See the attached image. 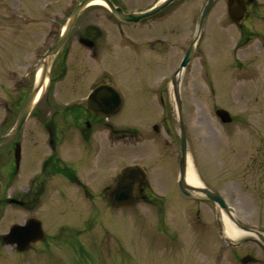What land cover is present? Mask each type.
<instances>
[{
    "label": "rangeland",
    "instance_id": "374dc122",
    "mask_svg": "<svg viewBox=\"0 0 264 264\" xmlns=\"http://www.w3.org/2000/svg\"><path fill=\"white\" fill-rule=\"evenodd\" d=\"M123 1L129 8H143L156 0ZM193 1L189 5L194 6L188 9L203 2ZM256 1L264 4V0ZM75 2L0 0V133L11 127L35 81L39 59L53 42V33L48 34V30H61L58 23H64ZM181 6L178 3L173 8L165 26L156 24L160 26L157 33L144 30L140 35L128 33L129 38L120 39L113 32L109 35L112 47L99 60H88L83 53L66 60L69 74L78 77L70 83H55L47 93L50 100L61 104L58 107L40 102L25 122L29 143L38 139L35 148H40L42 134L37 130L36 117L62 116L63 104L82 100L93 81L113 82L128 102L109 120L129 132L138 130L139 139H145V144H131L133 140L129 138L131 141L125 139L127 144L124 142L122 149L110 150L107 145L111 155L104 173L112 183L114 172L122 163L141 160L150 172L152 188L147 191L151 196L163 198L162 212L145 203L114 210L103 202L96 205L81 200L76 189L65 187L61 195L54 196V214L44 211L48 233H59L56 245L59 248L32 249L23 255L0 240V264H240L234 253H250L255 258L248 264H264V247L252 234L230 239L239 243L236 246L220 237L215 215L218 211L221 222L222 211L215 202L185 201L175 194L174 159L181 155L174 111L177 107L158 103L151 89L163 84L162 79L166 83L172 81L174 86V75L182 58L181 46L194 33L191 25L181 24ZM227 8V0L216 2L211 27L202 29V53L181 74L179 95L187 153L193 156L194 167L205 184L233 206L236 219L264 231V12L259 18L249 17L243 28H238L227 20ZM106 13L93 8L80 21H93L104 28ZM54 16L58 20L55 25ZM241 38H247V42L237 45ZM70 84V92H64V87ZM170 98L167 96L168 101ZM218 107L227 109L233 121L221 122L215 114ZM153 124L160 127L158 131L153 130ZM71 133L78 138L76 130ZM41 153L36 158L37 165L45 154ZM94 174L80 172L87 180ZM21 175L13 179V186L19 187ZM5 180L6 176L0 172V181ZM92 191L98 192L94 188ZM3 195L1 186L0 199ZM1 207L0 234H3L10 224L23 221L25 213L16 207ZM86 236L90 238V248L84 252L64 248L68 238L73 237L74 243H79Z\"/></svg>",
    "mask_w": 264,
    "mask_h": 264
},
{
    "label": "flooded vegetation",
    "instance_id": "af4514ba",
    "mask_svg": "<svg viewBox=\"0 0 264 264\" xmlns=\"http://www.w3.org/2000/svg\"><path fill=\"white\" fill-rule=\"evenodd\" d=\"M79 1L80 0H76L74 6L67 14V17ZM111 1L117 7H121L125 12L143 11L161 2V0H156L147 7L129 8L128 3L124 2L123 0ZM217 1L218 0H213L208 8L204 11L208 0H203L199 7L192 9L188 8L194 6L189 5L193 4V0H173L157 10L155 13L135 22L121 20L111 11L107 5H87L79 14L74 25L72 26L64 47L54 57L48 72V82L46 83V86L31 114L35 111L36 106H38L40 102L44 101L48 106H58L57 104H61V101H56L53 99L50 100L47 93H49V89L53 87L55 83H70L73 80L75 81L78 77V74H69V70L65 66L66 60L72 58L76 59V57L80 56L81 53H83V55L88 60H99L103 53L110 50L112 47V43L109 42V35H113V32H116V34L120 36V39L127 37L126 35H128V33L133 35L136 33V35H140L141 32L144 33V30H153L154 33H157V31H160V26H156V24H161L162 27L165 26L170 21L168 19L171 17L173 8L177 6L178 3L182 4L181 8L183 7L181 10V14L183 16L181 24L185 26L188 24L194 28V33L190 40L181 46V49L183 50L182 58L187 54L189 47L192 46L190 60H193L194 57L201 55L202 53V31L200 32V36L195 39L196 31L197 29L201 28L202 30L203 28L209 27L211 25L212 16ZM97 7L107 12L106 25L104 28L93 21H80L88 10ZM261 12H264V4H260L256 0H246V10L242 19L240 20V24L237 27L243 28L246 20L249 17H261ZM56 18L54 16L52 20V24L54 25L56 22L58 23ZM66 20L64 23L59 21L58 24L60 26L58 28L62 29L66 23ZM227 20L231 22L229 15L227 16ZM60 32L61 30L59 32H55L54 29L48 30V34L53 33V42L51 45L58 39ZM241 40L242 41L238 42L237 45L239 43L247 42V38H241ZM238 49L239 48L237 47V50ZM158 50L160 52L162 48H159ZM78 51H80V54L77 53ZM72 77L75 78L71 79ZM104 83L113 85L121 97L120 108L114 113L117 114L122 109L125 101L128 102V99L124 97L117 85L108 79L93 81L89 85V89L82 100H72L63 104L62 116L53 117L50 115H41L36 117L37 124L39 125L37 130H40L42 134V146L40 148H35L38 144V139H36L34 143H29L28 134L25 132V123L14 137L0 145V161H2L0 172H3L6 176L5 182L0 181V188L2 186L5 192V195H3V197L0 199V210L2 205L16 207L18 210L25 213V217L23 218V221L15 223L25 224L29 218H35L41 221V226L44 232V236L42 238L37 240H29L23 245L22 248L24 249L19 250L23 255H27L32 249L40 251L43 250V248H59L56 246L59 245V233H48L45 222V217L47 215L44 213V211H46V213L48 212V214H54L55 208L53 205L56 204V199L54 196L57 198L59 194L61 195V189L65 187L73 188L74 190L76 189L79 194V199L84 201L87 200L88 202L96 205L98 204V201L103 202L104 204H109L105 191L115 184L116 174L126 164L140 165L146 174L145 178H147V180L135 182L133 186L135 201L132 207L136 206L137 204L145 203L151 205L152 208H156L158 212H162L161 201L163 198L155 195L151 196L147 191L152 188L151 183L149 182L150 172L146 168L145 164L141 162V160L122 163L117 171L114 172L112 183H109L107 180L108 178L104 173V169L106 167L108 157L111 155V152L108 153L107 145L111 147L110 150L118 148L122 149L124 142L127 144V142L124 141L125 139L129 140V138H131L133 140L131 144H136L137 142L145 144V139H139L140 134L138 133V130L135 132H129V130L123 126H115L113 122L109 120V118L114 114L105 115L101 113L103 105L107 104L105 100L101 99L104 97V95H102L103 93L101 92L98 95H94V97L91 96V94L94 92L95 88ZM162 83L163 84H160L158 88L151 89L152 96H154V100L157 98L158 103L162 104L164 107L171 106V98L169 101L167 100V96L170 95L171 97L172 94L170 90V83H166L164 79H162ZM146 85L148 84L146 83ZM70 87L71 84L69 86L66 85V87H64V92H70ZM64 96L65 94H63L62 97ZM132 99H130V102H133ZM58 111H61V109L59 108ZM41 114L45 113L41 112ZM13 123L11 124V127ZM11 127L5 129L0 133V135L9 130ZM159 128L160 127L157 125V128H153V130L158 131ZM72 130H76L78 138L71 133ZM149 136L150 135H147L146 138H149ZM69 147L73 148V151H70ZM66 148H69V150L66 151ZM41 152H45V154L40 158V161L37 165L35 164L36 158L42 155ZM169 155L170 154L167 156ZM163 156L165 157L166 155L163 154ZM168 158L171 160L172 157L169 156ZM163 160L164 158L161 159V161ZM174 160L175 194L185 201H198L201 203L208 202L209 199L202 195L193 194L191 196H185L181 192L179 188V178L181 174L180 154L177 155ZM165 161L167 162L168 160L166 159ZM80 172L83 173V175L85 173L90 174V172H94L95 176L90 179L88 177L87 180L86 176H80ZM21 173L22 177L20 176V178L23 179L17 188L13 186V179ZM143 178L144 177L141 176V179ZM92 188L97 189L98 192H93ZM215 216L216 223L218 225V211L216 212ZM15 223L10 224L8 230L5 233H8L10 227ZM159 231L161 230L159 229ZM3 234H0L1 241H3ZM87 237L88 236L83 238L84 241H82L80 238L81 241L79 243H74L73 237L68 238L66 247L64 248H74V251L75 248H79L80 252H84L87 248H90V238L88 239ZM7 244H11L14 249L19 248L17 245L12 243ZM234 256L241 260L243 255L239 256V254L234 253Z\"/></svg>",
    "mask_w": 264,
    "mask_h": 264
},
{
    "label": "water",
    "instance_id": "95a60500",
    "mask_svg": "<svg viewBox=\"0 0 264 264\" xmlns=\"http://www.w3.org/2000/svg\"><path fill=\"white\" fill-rule=\"evenodd\" d=\"M91 0H81L76 7L73 9L71 14L68 17L67 24L62 31L59 39L56 41V43L51 47V49L45 54V56L41 59V63L44 64L43 73L41 76V80L39 83L31 90L30 94L24 101V104L22 105L16 122L13 125V128L0 136V144L15 135L19 128L21 127L22 123L24 122L26 116L29 113V110L31 109L35 95L38 91V88L40 84L43 83L47 67L52 59V57L57 53V51L63 46L64 42L66 41L67 35L72 27V24L74 23L75 19L77 18L78 14L82 11L83 7L87 5ZM114 13H116L120 18L125 20H137L142 16L149 15L163 6L167 5L172 0H165L164 2L156 5L154 8L149 9L144 12H129L125 13L120 7L114 6L109 0H105ZM212 0H208V3L206 7H208L211 4ZM228 8H229V15L230 17L236 21L239 22L240 18L242 17L244 11H245V0H228ZM199 31V30H198ZM192 52V47H189L187 54L181 61L178 71L182 69L184 65L188 62L190 55ZM178 80L174 79V85H175V92H176V100H177V111L176 112V120L178 122L179 127V138H180V144H181V163L182 166L185 164L186 159V153H187V146H186V134H185V127L183 124V120L181 119V100L178 94L177 89ZM103 93L104 97L101 99L106 101V105H103L102 112L105 115L112 114L116 112L120 108L121 104V97L119 96V93L117 90L110 84H101L97 88H95L94 92H92L91 96L94 97V95H98L99 93ZM106 95V97H105ZM216 113L221 117L223 121H230L231 116L230 113L223 108L217 109ZM142 168L137 165H127L125 166L121 172L117 175V181L114 186L109 188L107 190V197L109 202L112 206H120V205H130L134 201V195H133V185L136 181H139L140 178H138V175L140 172H142ZM180 187L183 191H187V189H193L197 192L203 193L205 196L209 197L213 201H215L221 208H224L230 217L232 218L233 222L242 230L247 232H253L258 235L259 240L264 245V232L252 228L250 226H246L244 224H241L238 222L233 214V208L227 204L225 199L219 195L217 192L211 190L205 185H191L186 184L184 177H181L180 179ZM42 236V228L40 221L36 219H29L28 222L24 225L21 224H15L11 227V230L9 233L5 234L3 236V239L7 243H13L17 242L19 249L22 248L23 245L32 239H37Z\"/></svg>",
    "mask_w": 264,
    "mask_h": 264
},
{
    "label": "bare ground",
    "instance_id": "6f19581e",
    "mask_svg": "<svg viewBox=\"0 0 264 264\" xmlns=\"http://www.w3.org/2000/svg\"><path fill=\"white\" fill-rule=\"evenodd\" d=\"M92 3H98V4H103V1L101 0H94ZM44 64H41L39 66V68L37 69L36 73H35V84H38L39 81L41 80V76H42V73H43V68ZM180 72L177 71L176 72V78H177V75H179ZM47 78L45 76V80L41 86L42 89H40V92L38 93V96H40V93L41 91L45 88L46 86V83H47ZM172 81L170 82V90H171V99H172V102H171V107H177V100H176V92H174V86H172ZM175 95V96H174ZM176 111H177V108H176ZM181 112V111H180ZM181 119L183 120V116L181 114ZM186 137H187V134H186ZM188 140V139H187ZM186 161H185V164L184 166H182V163H180V167H181V176L184 177L185 179V183L186 184H191V185H205V182L201 179L200 175L197 173L196 171V168L194 167V160H193V156L190 155L189 153H186ZM144 170V169H143ZM138 175V178H140L141 176H143L144 178L141 179V180H147V178H145V172L142 171L140 172ZM107 196V194H106ZM107 198V197H106ZM108 200V199H107ZM219 209L222 211V214H221V219L223 220V226H224V234L230 238V239H235V238H238L244 234H247V233H250V232H246L244 230H242L241 228H239L232 220V218L230 217V215L228 214V212L224 209V208H221L219 205H218ZM252 234L254 237H258L257 234L255 233H250ZM12 244L14 245H17L18 246V243L17 242H13ZM19 247V246H18Z\"/></svg>",
    "mask_w": 264,
    "mask_h": 264
}]
</instances>
